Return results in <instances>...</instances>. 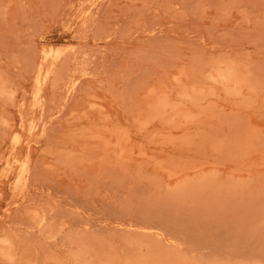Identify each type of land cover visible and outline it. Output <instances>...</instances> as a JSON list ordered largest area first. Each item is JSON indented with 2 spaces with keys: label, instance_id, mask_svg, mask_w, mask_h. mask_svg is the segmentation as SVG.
I'll list each match as a JSON object with an SVG mask.
<instances>
[{
  "label": "rangeland",
  "instance_id": "1",
  "mask_svg": "<svg viewBox=\"0 0 264 264\" xmlns=\"http://www.w3.org/2000/svg\"><path fill=\"white\" fill-rule=\"evenodd\" d=\"M0 264H264V0H0Z\"/></svg>",
  "mask_w": 264,
  "mask_h": 264
},
{
  "label": "bare ground",
  "instance_id": "2",
  "mask_svg": "<svg viewBox=\"0 0 264 264\" xmlns=\"http://www.w3.org/2000/svg\"><path fill=\"white\" fill-rule=\"evenodd\" d=\"M30 125H32V124H30ZM30 129V128H29ZM19 136V135H18ZM14 139V138H13ZM22 140V139H21ZM13 143H14V141H13ZM18 143H19V141H18ZM27 156V155H26ZM23 161V160H22ZM20 162V161H19Z\"/></svg>",
  "mask_w": 264,
  "mask_h": 264
}]
</instances>
